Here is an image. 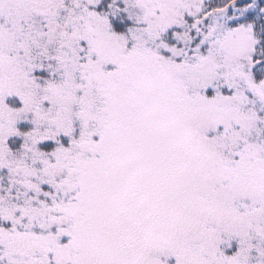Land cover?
I'll list each match as a JSON object with an SVG mask.
<instances>
[{"label":"snow or ice","instance_id":"snow-or-ice-1","mask_svg":"<svg viewBox=\"0 0 264 264\" xmlns=\"http://www.w3.org/2000/svg\"><path fill=\"white\" fill-rule=\"evenodd\" d=\"M0 264H264V0H0Z\"/></svg>","mask_w":264,"mask_h":264}]
</instances>
